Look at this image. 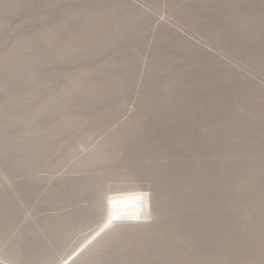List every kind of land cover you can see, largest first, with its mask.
<instances>
[{
  "label": "rangeland",
  "instance_id": "374dc122",
  "mask_svg": "<svg viewBox=\"0 0 264 264\" xmlns=\"http://www.w3.org/2000/svg\"><path fill=\"white\" fill-rule=\"evenodd\" d=\"M0 264H264V0H0Z\"/></svg>",
  "mask_w": 264,
  "mask_h": 264
},
{
  "label": "trees",
  "instance_id": "16d2710c",
  "mask_svg": "<svg viewBox=\"0 0 264 264\" xmlns=\"http://www.w3.org/2000/svg\"><path fill=\"white\" fill-rule=\"evenodd\" d=\"M123 136V135H122ZM120 144H123V143H120ZM8 145H11V144H8ZM136 189H134V192H119L118 195L128 204H137V201L138 199L135 198L136 195H139L140 198H143L144 199V202L140 200V203H142L146 210V213L148 212V209H149V204L147 203L146 201V192L145 193H142V192H136L135 191ZM139 203V201H138Z\"/></svg>",
  "mask_w": 264,
  "mask_h": 264
}]
</instances>
